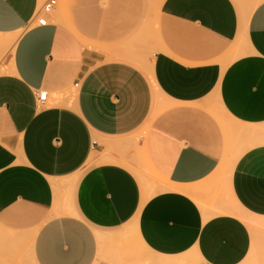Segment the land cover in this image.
Segmentation results:
<instances>
[{
    "label": "crops",
    "instance_id": "crops-1",
    "mask_svg": "<svg viewBox=\"0 0 264 264\" xmlns=\"http://www.w3.org/2000/svg\"><path fill=\"white\" fill-rule=\"evenodd\" d=\"M44 1L0 0V264H261L264 0Z\"/></svg>",
    "mask_w": 264,
    "mask_h": 264
},
{
    "label": "built area",
    "instance_id": "built-area-1",
    "mask_svg": "<svg viewBox=\"0 0 264 264\" xmlns=\"http://www.w3.org/2000/svg\"><path fill=\"white\" fill-rule=\"evenodd\" d=\"M56 6V0H45L44 3L38 8L33 19L37 25L43 26L46 24L45 16L50 14ZM78 81H75L72 85V91L70 93L73 94V90L75 91L78 88ZM35 99L37 103H44L48 97L47 91L38 90L34 93Z\"/></svg>",
    "mask_w": 264,
    "mask_h": 264
},
{
    "label": "bare ground",
    "instance_id": "bare-ground-1",
    "mask_svg": "<svg viewBox=\"0 0 264 264\" xmlns=\"http://www.w3.org/2000/svg\"><path fill=\"white\" fill-rule=\"evenodd\" d=\"M17 36L14 35H0V47L2 48H8L9 50L14 49V44L16 42ZM13 52V51H12ZM165 188V187H164ZM166 189V188H165ZM164 189V190H165ZM233 211L237 213L239 216L246 218L245 214L242 213L240 209L234 208ZM241 211V212H240ZM159 261V260H158ZM167 262V261H165ZM170 263V260H169ZM168 264V263H167ZM264 264V263H263Z\"/></svg>",
    "mask_w": 264,
    "mask_h": 264
},
{
    "label": "rangeland",
    "instance_id": "rangeland-1",
    "mask_svg": "<svg viewBox=\"0 0 264 264\" xmlns=\"http://www.w3.org/2000/svg\"><path fill=\"white\" fill-rule=\"evenodd\" d=\"M54 14V12L53 13H51L50 15H53ZM4 49H6V50H9L8 48H4ZM8 53H7V51H2L1 49H0V60L4 57V56H6ZM247 222V221H246ZM248 223V222H247ZM257 261H259V262H261V264H263L264 263V258H260V259H257ZM171 264H177V262H172Z\"/></svg>",
    "mask_w": 264,
    "mask_h": 264
}]
</instances>
